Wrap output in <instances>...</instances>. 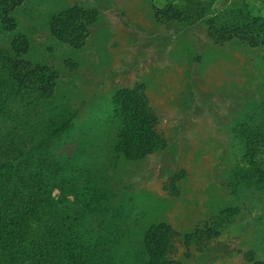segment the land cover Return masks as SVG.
<instances>
[{
    "label": "rangeland",
    "instance_id": "obj_1",
    "mask_svg": "<svg viewBox=\"0 0 264 264\" xmlns=\"http://www.w3.org/2000/svg\"><path fill=\"white\" fill-rule=\"evenodd\" d=\"M173 1L179 0H24L11 12L14 30L0 27V47L23 34L28 49L21 57L56 72L43 110H75L57 150L65 181L75 185L67 189L66 203L76 196L82 204L96 189L104 193L100 206L90 202L100 212L85 211L81 230L91 240L116 238L114 264H143V231L159 221L180 234L215 231L188 245L176 241L162 264H245L249 251L264 261V190L228 185L239 157L234 126L264 121V53L236 40L213 42L201 21H156L150 3ZM72 2L96 10L79 49L47 31L49 16ZM242 5L264 18V0H229L226 6ZM136 85L143 86L158 117L164 145L140 159L122 160L111 149V97ZM260 160L264 166V146ZM180 171L177 193L170 195L164 185ZM54 196L60 197L58 191ZM229 208L234 214L225 216Z\"/></svg>",
    "mask_w": 264,
    "mask_h": 264
},
{
    "label": "trees",
    "instance_id": "obj_2",
    "mask_svg": "<svg viewBox=\"0 0 264 264\" xmlns=\"http://www.w3.org/2000/svg\"><path fill=\"white\" fill-rule=\"evenodd\" d=\"M24 0H0V27L15 28L11 12ZM229 0H179L161 7L150 3L159 22L205 25L215 43L236 40L264 53V18L248 7L226 6ZM96 10L72 2L52 13L47 21L49 35L72 49L83 46ZM28 49L23 34L11 36L7 48L0 47V264H114L112 245L116 238L87 239L81 230L85 211L105 199L98 189L88 201L66 199L74 184L65 181L58 148L75 116L74 109L50 114L43 102L52 96L56 72L47 65L21 57ZM73 67V63H69ZM116 121L111 149L122 160H137L164 145L156 129L158 117L143 93V86L122 87L111 97ZM239 157L230 172L228 185L264 190V121H241L233 128ZM182 171L168 178L164 189L177 193ZM101 190H104L101 188ZM58 191L59 198H55ZM93 202L91 205L90 202ZM94 206V205H93ZM225 216L234 209H224ZM215 231L195 228L180 234L170 224L155 222L143 231V264H162L174 252V243L188 245ZM108 234H111L108 231ZM113 234V233H112ZM103 237V236H102ZM107 237V238H105ZM245 264H264L247 252Z\"/></svg>",
    "mask_w": 264,
    "mask_h": 264
}]
</instances>
